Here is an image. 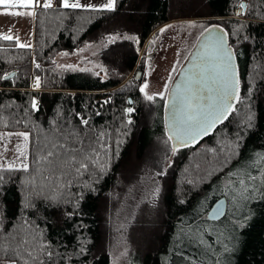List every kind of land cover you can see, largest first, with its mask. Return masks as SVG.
<instances>
[{
	"label": "trees",
	"instance_id": "obj_1",
	"mask_svg": "<svg viewBox=\"0 0 264 264\" xmlns=\"http://www.w3.org/2000/svg\"><path fill=\"white\" fill-rule=\"evenodd\" d=\"M243 1L245 13L235 16ZM36 13L32 47L0 40V76L13 74L0 79V132L28 131L30 156L57 128L76 129L89 138L104 133L107 153L100 150L88 171L70 172L59 187L48 186L50 200L31 194L32 208L24 207L29 174L5 172L0 227L9 234L18 230L23 202L21 227L47 244L50 264H110L121 243L127 264H264V195L242 193L232 183L235 177L227 175L258 176L253 164L264 154V0H116L114 11L63 9L56 2ZM196 21L221 22L238 69L240 101L207 137L178 149L172 167L157 175L146 153L165 136L163 107L156 101L152 123L140 126L141 91L129 83L142 69L141 50L156 32ZM111 36L118 39L110 43ZM89 43L105 45L102 71L58 69L59 53L73 54ZM37 76L38 89L33 86ZM33 98L39 111L31 108ZM145 181L150 187L122 224L119 214ZM220 197L227 200V213L209 222L206 214Z\"/></svg>",
	"mask_w": 264,
	"mask_h": 264
},
{
	"label": "snow or ice",
	"instance_id": "obj_2",
	"mask_svg": "<svg viewBox=\"0 0 264 264\" xmlns=\"http://www.w3.org/2000/svg\"><path fill=\"white\" fill-rule=\"evenodd\" d=\"M58 6L63 9H83L89 11H114L116 0H107V3L102 5H94L91 3L81 4L80 0L70 2V0H57ZM241 9L245 7L243 3L239 5ZM52 9L53 0H0V9L3 12L0 14L9 16H28L35 17L37 15L35 9ZM23 9L24 11H21ZM205 31L211 33L212 29L208 28ZM223 32V29H219ZM213 38V44L205 55L202 66L196 74V79L201 83L210 81L215 86L213 94L208 96L205 103H199L195 94L191 90H187L183 98V107L178 119L174 118L170 128L169 140L174 141L173 153L180 146H188L192 142H197L199 138L208 135L217 123H222L230 114V110L234 111L232 100L240 101L239 96V80L237 79L236 69L233 67L232 61L234 54L231 49L225 47L224 36ZM118 37H109V42L114 43ZM123 39L135 40V37L124 36ZM0 40L13 41L15 40L18 47L22 49L30 48V44L19 42L18 37L12 35H0ZM63 55H68L64 53ZM35 63V61H33ZM37 69L40 68L39 63H35ZM71 67V66H69ZM9 76H0V79L7 80ZM35 88L41 86L40 78L37 76L34 81ZM148 87L145 84L140 91L144 92ZM163 98V97H161ZM146 99L151 101L153 96L147 95ZM33 111H39L37 100L33 98L31 102ZM129 114L133 109L126 110ZM81 124L88 126V120L81 117ZM252 116L247 117V123L251 126ZM19 122V121H18ZM128 124L132 121L128 120ZM7 127V125H5ZM104 133H100L93 138L85 136L82 131L76 129L57 128L56 131L50 132L45 136L43 143H40L35 148V153L31 156L26 151L30 141V133L28 131L6 132L0 135V141L6 137L16 136L23 141L22 144L16 145L17 159L19 165L15 161L0 165V195L3 194L2 185L6 180L4 175L7 173H28L29 179V195L25 196V208L36 207L33 199L29 198L31 194L41 198V200H50L51 198L45 195V189L52 186L53 189L59 187L60 181L69 174L75 171L82 173L88 171L89 167H95L100 158V150L107 153L106 141L102 142ZM99 145V148L96 147ZM7 151V146H5ZM30 160L34 162L30 163ZM254 167L258 169L259 175H252L251 172H246L244 175H237L229 172L227 175L235 177L232 183L240 186L242 193H251L260 191L264 195V154H258V162L254 161ZM163 171L157 175H164ZM37 175L39 181L37 182ZM258 181V186L255 182ZM158 192V190H157ZM50 206V205H49ZM217 209V214H219ZM72 213H69L71 215ZM25 223H28L25 221ZM203 243V241H200ZM47 256L46 261L43 257ZM52 252L48 249L39 237V235L31 228L17 230L11 234L8 230L0 227V260H6L7 264H50Z\"/></svg>",
	"mask_w": 264,
	"mask_h": 264
},
{
	"label": "rangeland",
	"instance_id": "obj_3",
	"mask_svg": "<svg viewBox=\"0 0 264 264\" xmlns=\"http://www.w3.org/2000/svg\"><path fill=\"white\" fill-rule=\"evenodd\" d=\"M214 27L222 28L221 22L196 21L192 23L181 22L172 24L164 27L162 31L156 32L151 37L148 45L141 50L140 55L144 59V62L142 69L137 70L141 73L140 79L143 82L140 89L145 84L148 87L144 92H141L143 115L140 126H149L152 123L156 101L160 104L164 103L173 79L178 70L186 63L200 36L206 29ZM104 46L103 43H89L73 54L63 55L66 52H61L55 57L56 66L62 70H88L99 73L102 71L99 56ZM147 95L153 96V100H147ZM129 100L131 101V99ZM127 114L129 117L128 112ZM4 133L6 132H0V135ZM22 143L23 141L16 136L6 137L3 141H0V165L6 166L7 163L13 161L19 165L16 145ZM5 146H7V151H5ZM146 154L153 172L157 174L161 171L166 172L172 167L177 150L174 154L170 141L167 137H164L161 140H154ZM18 186L21 194L25 196L24 181L21 180V184ZM149 187L150 183L145 181L137 190L135 189L136 191L133 193V197L128 200L119 214V219L122 224H125L129 220L136 204ZM22 209L23 202L20 204V213L16 220V228L18 230L23 224ZM126 252V245L124 243L119 244L111 253L110 264H127Z\"/></svg>",
	"mask_w": 264,
	"mask_h": 264
},
{
	"label": "water",
	"instance_id": "obj_4",
	"mask_svg": "<svg viewBox=\"0 0 264 264\" xmlns=\"http://www.w3.org/2000/svg\"><path fill=\"white\" fill-rule=\"evenodd\" d=\"M242 3L245 5V7L243 9L239 8V9L235 10L234 11L235 16H240V15L245 13L246 4L244 1ZM219 29H221V28H212L211 33L206 31L205 33H203L201 35V37L199 38L198 42L196 43L193 51L190 53L185 65L183 66V68L180 72L181 74L183 72L184 73L188 72L190 70V68L193 67L197 63V61L199 60V58L202 54L203 49L208 44H210V43L213 44V42H214L213 38L219 37V36H222L225 34L224 30H223V32H220ZM224 40H225V47L228 49H231V47L228 46V41H227L226 36H224ZM231 51L233 52L232 49H231ZM232 64H233V67L236 69L237 79L239 80V74H238V69H237V65L235 62V58L233 59ZM134 74H135V80L138 81L140 79L141 73L139 71H137V69H136L134 71ZM8 76L11 78L13 76V74H10ZM214 91H215V86L210 81H206V82L201 83L193 93L195 94L196 97L197 96L201 97L199 103H205V101H207V99H208V96L210 94H213ZM184 94H185V92L183 90L176 88V83L172 86V88L169 91V94H168V97L166 100V104L164 107V122H165V130H166L167 138L170 134V128L173 124L174 118L178 119L180 117V112H181V109L183 107ZM235 102H236L235 100L231 101V103L233 105L235 104ZM129 103L131 105L130 100H129ZM230 112H231V110H230ZM220 124L221 123H217L213 127V129L210 131V133L213 132L214 129L217 126H219ZM208 135H205V136L199 138L197 142H200L202 139H204ZM197 142H192L188 146L194 145ZM170 143H171V147L173 149L175 142L170 140ZM188 146H186V147H188ZM181 148H185V146H180L178 149H181ZM217 209L220 210L219 214H217ZM226 213H227V200L225 199V197H220L213 203V205L208 210V212L206 214V219L209 222H218L225 217Z\"/></svg>",
	"mask_w": 264,
	"mask_h": 264
},
{
	"label": "crops",
	"instance_id": "obj_5",
	"mask_svg": "<svg viewBox=\"0 0 264 264\" xmlns=\"http://www.w3.org/2000/svg\"><path fill=\"white\" fill-rule=\"evenodd\" d=\"M70 2H75V0H70ZM80 3L81 4L91 3L94 5H102L104 3H107V0H80ZM21 11L24 10L21 9ZM2 12L3 9H0V13ZM33 20L34 17H28V16L16 17V16L0 14V35H12L14 38L18 37L20 43L32 45Z\"/></svg>",
	"mask_w": 264,
	"mask_h": 264
},
{
	"label": "flooded vegetation",
	"instance_id": "obj_6",
	"mask_svg": "<svg viewBox=\"0 0 264 264\" xmlns=\"http://www.w3.org/2000/svg\"><path fill=\"white\" fill-rule=\"evenodd\" d=\"M214 28H219V27H214ZM221 29H223V28H221ZM211 46H212V44L210 43L203 49L199 60L197 61V63L193 67L190 68V70L188 72H186V73L183 72L182 74L180 73L185 64L178 70L175 78L173 79V81L171 83L170 89L172 88V86L175 83H176V88L183 90L184 92H186L187 90H191L192 92H194L198 88V86L201 84V82L196 79V74L200 70L202 63H203V60H204V57L208 53ZM228 46H229V44H228ZM229 47H231V46H229ZM231 49H232V47H231ZM142 83L143 82L141 81V79L136 81L135 76H134L133 80L130 81L131 87L134 89H139V90H140ZM170 89H169V91H170ZM169 91H168V94H169ZM168 94H167V97H168ZM167 97H166V100H167ZM196 98H197L198 102L201 99V97H199V96H197ZM166 100L164 101V103H161V105L163 107V126H164V131H165L164 137H167L166 136V130H165V122H164V107L166 104Z\"/></svg>",
	"mask_w": 264,
	"mask_h": 264
},
{
	"label": "built area",
	"instance_id": "obj_7",
	"mask_svg": "<svg viewBox=\"0 0 264 264\" xmlns=\"http://www.w3.org/2000/svg\"><path fill=\"white\" fill-rule=\"evenodd\" d=\"M56 2H57V0H53V6H55Z\"/></svg>",
	"mask_w": 264,
	"mask_h": 264
}]
</instances>
